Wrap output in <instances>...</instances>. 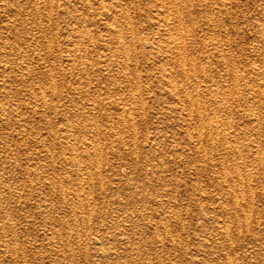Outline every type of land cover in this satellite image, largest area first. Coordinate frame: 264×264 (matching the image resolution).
I'll list each match as a JSON object with an SVG mask.
<instances>
[{"label": "rangeland", "instance_id": "374dc122", "mask_svg": "<svg viewBox=\"0 0 264 264\" xmlns=\"http://www.w3.org/2000/svg\"><path fill=\"white\" fill-rule=\"evenodd\" d=\"M0 264H264V0H0Z\"/></svg>", "mask_w": 264, "mask_h": 264}, {"label": "bare ground", "instance_id": "6f19581e", "mask_svg": "<svg viewBox=\"0 0 264 264\" xmlns=\"http://www.w3.org/2000/svg\"><path fill=\"white\" fill-rule=\"evenodd\" d=\"M74 155V154H73ZM69 158V157H68ZM76 160V159H75ZM232 178V177H231ZM247 184V183H246ZM239 188V187H238ZM243 196V195H242ZM241 196V197H242ZM243 198V197H242ZM238 201V200H237ZM79 204V203H78ZM235 204V203H234ZM243 214V213H242ZM2 232H4V231H2ZM4 235V234H3ZM3 238V237H2ZM3 240V239H2ZM2 242V241H1ZM10 243V242H9ZM4 245V244H3ZM103 245V244H102ZM5 246V245H4ZM4 248V247H3ZM5 249V248H4ZM106 253V252H105ZM14 255V254H13ZM21 255H22V253H21ZM14 257V256H13Z\"/></svg>", "mask_w": 264, "mask_h": 264}]
</instances>
